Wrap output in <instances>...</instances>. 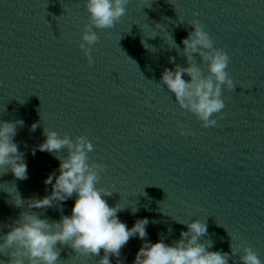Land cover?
Returning a JSON list of instances; mask_svg holds the SVG:
<instances>
[{"label":"water","instance_id":"obj_1","mask_svg":"<svg viewBox=\"0 0 264 264\" xmlns=\"http://www.w3.org/2000/svg\"><path fill=\"white\" fill-rule=\"evenodd\" d=\"M85 3L0 0V122L24 121L14 140L28 172L19 180L0 167V235L24 210L15 206L18 193L25 207L51 193L44 181L59 174L60 161L32 149L46 139L44 129L56 130L92 141L90 161L107 165L98 185L113 192L105 199L125 208L118 216L129 228L148 218L152 243L160 233L166 243L178 241L186 224L199 219L208 225L201 240L212 243L209 250L238 249L229 264H240L249 244L264 261V0H130L114 28L96 29L91 66L79 47L89 18ZM194 19L231 58L227 70L236 87L224 88L226 107L215 127L204 128L157 84L174 67L170 57L187 66L176 44L183 49ZM75 199L63 203V213L49 208L41 218L71 215ZM142 243L129 240L124 264H133ZM99 258L63 246L58 264Z\"/></svg>","mask_w":264,"mask_h":264},{"label":"clouds","instance_id":"obj_2","mask_svg":"<svg viewBox=\"0 0 264 264\" xmlns=\"http://www.w3.org/2000/svg\"><path fill=\"white\" fill-rule=\"evenodd\" d=\"M129 3L130 0H86L89 18L83 26L79 47L89 66L94 63L92 46L99 42L96 29L114 28L126 15ZM190 25L194 30L182 40L183 49L176 44L187 59V66L175 63L176 58L170 57L174 67H166L157 84L166 86L180 108L192 113L204 128L215 127L216 114L223 118L226 107L222 98L224 88L234 90L236 87L227 70L231 58L222 48L214 46L211 34L200 20L194 19ZM197 56L200 62L196 61ZM201 63L206 65V71ZM23 125V120L0 122V167L6 168V172L11 170L19 180L28 178L25 153L14 140L18 127ZM37 127L39 122L33 123L30 131L35 132ZM188 134L181 125V135ZM43 135L46 139L32 149V154L35 155L37 149L54 154L60 161L59 174L54 171L44 181L45 185L52 186L51 193L43 198L29 199L26 207L25 200L17 192L15 206L24 210L19 218L5 225L8 231L0 235V256L7 257L4 264H58L63 246L81 256L100 257L98 264H112L110 258L113 256L117 258V264H124L120 259L121 251L131 238L137 236L143 243L133 264H229L238 254V249L232 245L231 252L209 250L212 243L201 240L208 234V225L199 219L186 224L187 231H181L178 241L166 243L164 234L160 233L159 241L152 243L147 239L148 218L137 219L129 228L118 216L125 208L119 203L110 206L105 199L113 192L98 185L107 165L90 161L89 153L94 151V145L86 135L73 139L67 132L61 134L45 129ZM63 152L67 155H59ZM73 196L76 199L71 215L61 214L59 220L41 218L49 208L63 213V203ZM168 232H172L170 227ZM242 250L240 264H264L250 244Z\"/></svg>","mask_w":264,"mask_h":264}]
</instances>
